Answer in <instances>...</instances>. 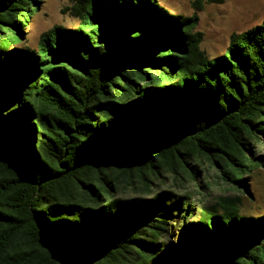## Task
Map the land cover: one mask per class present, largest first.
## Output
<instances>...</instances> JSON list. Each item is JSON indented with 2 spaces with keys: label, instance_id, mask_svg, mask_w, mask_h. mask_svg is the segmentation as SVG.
<instances>
[{
  "label": "trees",
  "instance_id": "trees-1",
  "mask_svg": "<svg viewBox=\"0 0 264 264\" xmlns=\"http://www.w3.org/2000/svg\"><path fill=\"white\" fill-rule=\"evenodd\" d=\"M40 1L0 0V264H264V215L199 181L264 167V21L211 56L157 0H69L16 46Z\"/></svg>",
  "mask_w": 264,
  "mask_h": 264
},
{
  "label": "rangeland",
  "instance_id": "rangeland-1",
  "mask_svg": "<svg viewBox=\"0 0 264 264\" xmlns=\"http://www.w3.org/2000/svg\"><path fill=\"white\" fill-rule=\"evenodd\" d=\"M157 1L173 14L197 16V25L193 31L202 33L201 46L211 56L221 55L225 51L233 33H242L264 21V0H219L214 3L205 1L201 6H196L194 0ZM69 6V0H41L39 12L32 15L16 46L34 49L41 36L49 30L55 27L76 28L77 19L71 15ZM254 152L264 154L259 144L256 145ZM199 181L201 184L211 181V187L203 188L205 203H213L219 196H239L242 202L240 214L255 217L264 215V167L255 169L248 176V191L227 186L218 179L217 172L213 169L200 172ZM171 187L169 180L161 186L162 190ZM192 187L195 190L194 185ZM196 192L198 200L200 193Z\"/></svg>",
  "mask_w": 264,
  "mask_h": 264
}]
</instances>
